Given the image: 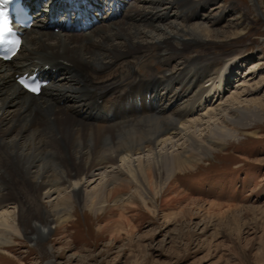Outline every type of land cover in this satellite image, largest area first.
<instances>
[{
    "label": "bare ground",
    "instance_id": "bare-ground-1",
    "mask_svg": "<svg viewBox=\"0 0 264 264\" xmlns=\"http://www.w3.org/2000/svg\"><path fill=\"white\" fill-rule=\"evenodd\" d=\"M106 1L91 0L90 4L99 7ZM176 2L132 0L119 18L86 34H56L48 28L50 20L40 18L25 34L16 57L9 64L0 62V249L13 243L14 235L37 239L38 233L47 235L54 226L62 228L74 200L92 209L95 219L100 217L107 210L99 202L109 198L110 187L134 186L143 191V200L147 198L144 191L153 190L161 202L170 201L167 196L176 189L162 183L163 172L179 168L192 151L209 153L220 145L219 135H228L224 123H234L233 116L242 114L238 105L244 102V87L222 99L233 83L232 73L251 70L247 65L235 69L230 54L182 57L193 45L202 46L203 52L211 38L225 35L214 30L228 23L231 6L217 17L202 15L185 30L186 25L176 22ZM180 2L177 13H185L190 5L184 4L186 0ZM121 3L116 0L107 17L117 15ZM167 4L174 6L171 11L161 7ZM239 14L245 15L243 10ZM153 47L167 70L145 78L138 73L136 56ZM176 57L182 58L180 67L170 68ZM34 70L50 80L37 98L22 92L15 82L16 75ZM179 82L190 84L178 86ZM238 82L241 86L247 83L245 77ZM213 119L221 121V126L209 132ZM107 169H111L109 175ZM98 178L103 180L99 187L83 193L84 184L91 185ZM40 196H55L49 209L40 208ZM33 201L39 206H31ZM10 205L16 215L8 210ZM198 206L202 205L192 201L182 210ZM115 213L113 209L109 212ZM120 216L119 220L107 218L97 232H108L116 239L114 228L124 231L118 224L123 222Z\"/></svg>",
    "mask_w": 264,
    "mask_h": 264
},
{
    "label": "rangeland",
    "instance_id": "rangeland-1",
    "mask_svg": "<svg viewBox=\"0 0 264 264\" xmlns=\"http://www.w3.org/2000/svg\"><path fill=\"white\" fill-rule=\"evenodd\" d=\"M180 1L174 5L178 7L176 22L186 25L185 30L202 15L217 17L224 7L231 6L227 9L228 23H221L214 30L226 32L225 35L211 38L203 52L202 46L193 45L182 57L230 54L235 69L247 65L251 70L232 73L233 83L222 99L224 102L231 93L244 87L241 98L244 102L238 105L242 114L233 116L234 123H224L228 135H219L220 145L209 153L192 151L179 168L163 172L162 183L176 189L170 190L167 196L170 201L161 202L153 190L144 191L147 198L143 200V191L134 186L110 187L109 198L102 197L99 206L109 212L115 210L116 215L103 211L95 219L92 209L74 200L63 229L54 226L47 235L38 233L37 239L14 235L13 243L0 249V264H264V0H215L206 4H199L202 0H186L184 4L189 3V9L177 13L181 9ZM165 6L170 11L174 7L170 4L161 7ZM240 10L245 13L242 17ZM234 55L239 56L234 58ZM136 58L140 63L138 73L145 78L152 74L161 76L167 70L158 62L154 47ZM178 58L170 68L180 67L182 58ZM241 77L247 81L243 86L238 82ZM189 82H179L178 86H187ZM214 120L209 124V130L213 129L209 132L218 131L221 126V121ZM204 127L203 124L200 129ZM180 143L182 140L177 144ZM92 145L89 143V147ZM106 171L109 175L111 169ZM101 182L98 178L91 185L84 184L83 193H90ZM54 198L40 196L43 204L40 208L49 209V201ZM192 201L202 206L182 210ZM35 203L39 206L38 201H33L31 206ZM210 205L218 207L210 208ZM7 208L15 213L13 206ZM111 216L115 220L120 216L123 221L118 224L124 226V231L114 228L116 239L108 232H97ZM14 227L17 228L16 223Z\"/></svg>",
    "mask_w": 264,
    "mask_h": 264
},
{
    "label": "snow or ice",
    "instance_id": "snow-or-ice-1",
    "mask_svg": "<svg viewBox=\"0 0 264 264\" xmlns=\"http://www.w3.org/2000/svg\"><path fill=\"white\" fill-rule=\"evenodd\" d=\"M10 3H12V0H0V42H6L13 46H18L20 43L18 40L5 41V35L10 31V28L8 26L9 21H8V9H7V5H9ZM21 84H23L24 88H26L31 92H39L40 90L38 84L29 85L24 81H21Z\"/></svg>",
    "mask_w": 264,
    "mask_h": 264
}]
</instances>
